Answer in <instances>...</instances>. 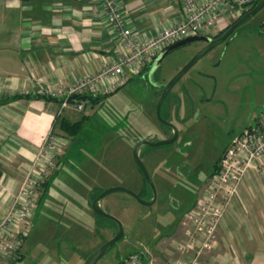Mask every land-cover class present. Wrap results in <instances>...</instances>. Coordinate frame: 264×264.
Segmentation results:
<instances>
[{
    "label": "rangeland",
    "instance_id": "obj_1",
    "mask_svg": "<svg viewBox=\"0 0 264 264\" xmlns=\"http://www.w3.org/2000/svg\"><path fill=\"white\" fill-rule=\"evenodd\" d=\"M232 21L220 20L208 34L216 36ZM201 46V42H192L169 51L153 71L152 64L142 65L122 87L102 95L88 114L82 113L86 117L79 134L68 137L38 188L39 204L26 232L23 256L12 259L11 264H85L115 235V222L101 220L92 210L91 192L100 194L113 186L136 192L138 181L144 184L133 148L142 140L171 137V129L156 117L160 86ZM223 67H227L225 74ZM215 77L231 84L233 79L239 81L238 89H230L236 96L228 108L207 106L204 101L216 89ZM263 106L264 5L236 28L228 45L219 43L197 60L163 100L161 116L177 129V139L166 145H141L143 153H138L155 188L156 201L145 206L123 192H111L100 200V207L121 222L123 236L96 264H116L129 252L141 249L163 263L167 243L182 236L187 212L201 196L200 188L203 191L208 186L231 147L213 114L222 120L238 114L243 122L252 108L256 116ZM146 189L151 192L148 185ZM7 260L0 264L12 262Z\"/></svg>",
    "mask_w": 264,
    "mask_h": 264
},
{
    "label": "crops",
    "instance_id": "obj_2",
    "mask_svg": "<svg viewBox=\"0 0 264 264\" xmlns=\"http://www.w3.org/2000/svg\"><path fill=\"white\" fill-rule=\"evenodd\" d=\"M119 2L127 26L141 40L177 24L183 16L180 0ZM117 44L116 31L95 0H0V221L44 138L53 133L66 145L71 136L61 121L82 120V113L71 108L56 114L57 103L45 94L47 87L75 83L87 73L97 75L116 59ZM215 79L216 89L204 101L207 106L228 108L236 96L230 89H238L239 81ZM113 81L106 75L98 87ZM138 182L136 192L149 199L150 191ZM203 191L200 188L198 196ZM25 238L26 234L20 258ZM199 264H264V160L245 171L217 226L215 246L199 258Z\"/></svg>",
    "mask_w": 264,
    "mask_h": 264
},
{
    "label": "built area",
    "instance_id": "obj_3",
    "mask_svg": "<svg viewBox=\"0 0 264 264\" xmlns=\"http://www.w3.org/2000/svg\"><path fill=\"white\" fill-rule=\"evenodd\" d=\"M95 1L105 11L107 23L116 31V59L97 75L87 73L75 83L48 86L45 94L56 101V114L67 108L87 112L92 105L86 97L77 95L111 93L128 82L142 65H153L156 57L170 44L188 36L208 34L220 20H234L259 0H180L183 9L180 21L144 40L139 39L127 26L119 0ZM106 75H112L114 81L100 89L98 85ZM230 143L220 169L213 174L208 186L188 210V222L182 236L172 238L167 243L163 263L151 257L148 250L141 249L129 252L116 264H199V258L215 246L217 226L238 192L245 171L263 163L264 109L255 122ZM64 145L65 141L49 133L38 147L31 167L24 174L12 203L0 221V260L13 261L19 256L20 244L38 204V188L55 166Z\"/></svg>",
    "mask_w": 264,
    "mask_h": 264
},
{
    "label": "water",
    "instance_id": "obj_4",
    "mask_svg": "<svg viewBox=\"0 0 264 264\" xmlns=\"http://www.w3.org/2000/svg\"><path fill=\"white\" fill-rule=\"evenodd\" d=\"M264 5V0H259L253 7L246 10L242 15H240L236 20L231 22L225 32L214 38L213 36L207 35V34H198V35H192L185 37L181 40H178L172 44H170L168 47H166L155 59L152 68H159L160 63L163 59V57L171 50L176 49L180 46L192 43V42H204L207 43L206 46H204L202 49H200L183 67L163 86V89L161 91V94L159 96L157 106H156V117L157 119L164 125L170 127L173 130V133L170 138L157 141V142H148L145 140L139 141L135 144L133 148V159L136 163V165L139 167L143 178L147 182L148 186L151 189L152 196L149 199H145L140 197L135 191H132L128 188H125L123 186H113L108 189H105L102 191L99 195H97L92 200V210L100 217L112 220L117 225V231L114 236H112L109 240L104 242L89 258L87 264H96V262L107 252L108 249H110L122 236H123V228L121 225V222L112 216L111 214L105 212L100 207V200L106 196L107 194L111 192H123L129 196H131L133 199H135L137 202L141 203L145 206L152 205L156 200V192L155 188L153 186V183L148 175V172L142 163V161L139 158L138 155V149L141 145H149V146H160V145H166L171 144L177 139V129L169 122H167L163 117L161 116V105L165 97L168 95V93L171 91V89L174 87V85L179 81V79L189 70V68L197 61L199 60L206 52H208L210 49L215 47L217 44L224 41L232 32L237 28L239 25H241L243 22H245L247 19L252 17L257 11H259L262 6ZM248 123V121H247ZM247 123L243 125L239 131H237L236 134H240L243 129L247 127ZM138 245V244H137ZM140 246V245H139Z\"/></svg>",
    "mask_w": 264,
    "mask_h": 264
},
{
    "label": "flooded vegetation",
    "instance_id": "obj_5",
    "mask_svg": "<svg viewBox=\"0 0 264 264\" xmlns=\"http://www.w3.org/2000/svg\"><path fill=\"white\" fill-rule=\"evenodd\" d=\"M227 29V27L226 28H224L221 32H219V34H217L216 36H213L214 38H216V37H218V36H220V35H222L224 32H225V30ZM235 30H236V28H235ZM235 30L232 32V34H230V36H228L224 41H222L221 43H223V42H225L226 43V45H228V43L230 42V38H231V36L233 35V33H235ZM207 35H209V34H207ZM202 43V46L200 47V49L201 48H203L204 46H206L207 45V43H204V42H201ZM230 66V65H229ZM227 68V67H226ZM226 68H221V71L223 70V73L225 74V69ZM155 68H152V71L154 70ZM157 69V68H156ZM228 73V71H226V74ZM150 74V73H149ZM150 79H151V75H149L148 76ZM164 86V85H163ZM163 86H160L161 87V90L163 89ZM264 109V106H263V108L260 110V112L262 111ZM249 111V110H248ZM259 112V113H260ZM258 113V114H259ZM258 114H256V116H254L255 115V108H252L249 112H248V114L246 115V119L244 120L243 119V122H241L240 121V119H239V115L238 114H234V115H231L230 117H228V119L227 120H222V119H220V116L215 112V114H213V116L214 117H216L217 118V120H215L216 122H215V124L217 125V127H219V130L221 131V134H222V137L224 138V139H226L227 140V143L226 144H229L238 134H236L237 133V131H239V129L243 126V125H245L246 123H247V121H248V123H247V127L248 126H250L252 123H251V120H253V122H255V120H256V118H257V116H258ZM222 126L224 127V126H227L228 128L226 129V128H222ZM170 128V127H169ZM171 129V128H170ZM171 132L173 133V130L171 129ZM152 192H150V194H151ZM91 195H93V193L91 194ZM151 196H152V194L150 195V198H151ZM18 259H21L19 256L14 260V261H16V260H18ZM13 262V261H12Z\"/></svg>",
    "mask_w": 264,
    "mask_h": 264
},
{
    "label": "trees",
    "instance_id": "obj_6",
    "mask_svg": "<svg viewBox=\"0 0 264 264\" xmlns=\"http://www.w3.org/2000/svg\"><path fill=\"white\" fill-rule=\"evenodd\" d=\"M257 3V2H256ZM255 3V4H256ZM255 4H253V5H251V6H249L248 7V9H250L251 7H253ZM248 9H246V10H248ZM246 10H244L241 14H239L234 20H236L240 15H242ZM233 20V21H234ZM232 21V22H233ZM247 21V20H246ZM244 23V22H243ZM228 27V26H227ZM161 94V93H160ZM77 97H86L87 99H88V101H89V103L93 106V105H95L96 103H98V102H100L101 101V98H102V96H100V95H96V96H94V95H84V96H78L77 95ZM50 99V98H49ZM85 117H86V115H84L83 117H82V119H85ZM82 123H83V120H81V121H78V122H75V123H68V122H66V121H64V120H62L61 121V127H62V129L64 130V132L66 133V134H68L69 136H71V137H75L76 135H78L79 134V132H80V130H81V127H82ZM215 166H217V163H215L214 164ZM57 172V168L55 169V171H54V174ZM143 180H144V184H145V187L148 185L147 184V182L145 181V179L143 178ZM99 193H93V195L91 196V201L98 195ZM138 195L140 196V197H142V195L141 194H139L138 193ZM143 198V197H142ZM148 198H150V194H149V197ZM98 216V215H97ZM100 216H98V218H99ZM101 218V220H104V219H106V218H103V217H100ZM88 262V261H87ZM87 262L85 263V264H87Z\"/></svg>",
    "mask_w": 264,
    "mask_h": 264
}]
</instances>
